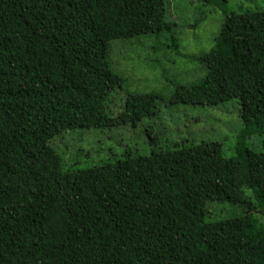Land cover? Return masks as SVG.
<instances>
[{"label": "trees", "instance_id": "16d2710c", "mask_svg": "<svg viewBox=\"0 0 264 264\" xmlns=\"http://www.w3.org/2000/svg\"><path fill=\"white\" fill-rule=\"evenodd\" d=\"M204 1L223 23L204 77L169 102L238 98L233 153L189 142L75 170L56 135L157 113L154 91L107 112L123 81L108 56L112 40L142 35L177 48L165 0H0V264H264V139L260 151L246 143L264 132V11ZM211 202L242 212L207 220Z\"/></svg>", "mask_w": 264, "mask_h": 264}, {"label": "rangeland", "instance_id": "374dc122", "mask_svg": "<svg viewBox=\"0 0 264 264\" xmlns=\"http://www.w3.org/2000/svg\"><path fill=\"white\" fill-rule=\"evenodd\" d=\"M165 6L177 48L168 45L167 33L142 35L112 40L108 56L109 65L123 81L105 101L107 112L116 115L128 94L154 91L161 98L157 113L134 122L62 131L49 144L61 155L63 169L86 170L128 152L148 155L152 150H172L189 142L217 141L225 155L233 153L242 129L238 98L215 106L169 102L177 85L196 84L204 77L200 56L213 45L224 13L204 0H165ZM226 10L235 14L264 11V0H227ZM263 139L264 132L251 134L246 143L260 151ZM208 211L206 219L213 221L237 216L242 209L211 202Z\"/></svg>", "mask_w": 264, "mask_h": 264}]
</instances>
